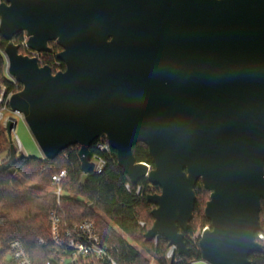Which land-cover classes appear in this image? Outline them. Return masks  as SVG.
I'll use <instances>...</instances> for the list:
<instances>
[{
	"label": "water",
	"instance_id": "95a60500",
	"mask_svg": "<svg viewBox=\"0 0 264 264\" xmlns=\"http://www.w3.org/2000/svg\"><path fill=\"white\" fill-rule=\"evenodd\" d=\"M61 46L54 72L20 52ZM6 71L22 85L23 113L43 158L79 146L81 185L92 145L106 138L133 185L146 179L155 219L145 240L164 238L189 256L185 234L199 181L210 222L199 239L207 264H251L264 201V0H2ZM0 174L19 160L12 130ZM147 146L153 165L137 161Z\"/></svg>",
	"mask_w": 264,
	"mask_h": 264
},
{
	"label": "trees",
	"instance_id": "16d2710c",
	"mask_svg": "<svg viewBox=\"0 0 264 264\" xmlns=\"http://www.w3.org/2000/svg\"><path fill=\"white\" fill-rule=\"evenodd\" d=\"M23 32L14 37L19 43ZM1 48L6 42L0 34ZM52 50L42 55L41 65H50L54 72L65 69V65L57 63V53L61 46L50 43ZM20 52L24 53L23 48ZM6 59L0 51V91L1 85L13 88V83L6 76ZM22 89V85L19 86ZM0 125V156L5 161L9 156L10 141ZM106 141V138H102ZM95 152V145L91 147ZM137 161L151 165L148 148L139 143L133 148ZM79 146H71L59 154L54 160L38 156H19L12 168L0 174V264H17L9 251L11 241L20 240L36 264L45 261L53 250L51 239V212L57 208L63 227H71L85 219L94 222L103 241L115 247V258L119 264H150L148 256L155 259L156 264H202L199 247L200 237L192 240L199 228L210 224L205 218L204 209L210 192L199 181L195 192L197 201L191 226L185 234V240L190 248L188 257L176 253V259L166 258L168 241L159 238L157 244L145 240L146 231L153 225L151 215L153 205L147 201L148 194L160 192L158 186L151 185L143 179L145 191L142 196L135 194L137 185H133L118 165L114 149L107 156V165L101 174L89 175L85 185H81L82 170L78 155ZM67 170L68 176L62 186L65 194L57 207V197L51 190L52 176ZM130 183L131 189L126 188ZM261 225L264 231V201L260 213ZM144 221L146 226L139 225ZM43 239L41 243L39 239ZM264 245V243H263ZM144 251V253L142 252ZM251 264H264V251L250 255Z\"/></svg>",
	"mask_w": 264,
	"mask_h": 264
},
{
	"label": "built area",
	"instance_id": "2783aa9c",
	"mask_svg": "<svg viewBox=\"0 0 264 264\" xmlns=\"http://www.w3.org/2000/svg\"><path fill=\"white\" fill-rule=\"evenodd\" d=\"M1 1L2 0H0V2ZM26 41L27 36L25 32H23V39L17 43L20 45V48H23V54H26L27 56L29 55L31 57H37L40 62V59L44 53L29 49L26 45ZM0 51L4 55V49H2L1 46ZM57 63L60 64L61 61L58 60ZM9 79L14 85L13 88L10 89L4 84L1 85L0 91V125L4 130H6L8 121L12 117L14 118L15 125L17 123V117L24 119L23 113L19 111H13L10 107V99L14 93L21 90L19 89L21 84L11 76ZM12 136L19 152L23 147L18 135L15 133V127L12 130ZM93 145H95V152L92 153L91 158V161L94 162V169L92 173L101 174L106 168L107 156L111 154L113 148L107 140L103 141L102 138L97 139ZM3 161V158L0 156V163ZM67 176L68 172L65 169L52 176L53 183H51L50 188L57 197V207L60 205L61 197L65 194L62 184ZM126 188L128 190L131 189L130 183L126 184ZM144 191V185L137 184L135 188V194L142 196ZM51 216V239L54 244V251L41 264H119L115 258V247L103 241L93 221L85 219L71 227H63L57 208L51 212ZM139 225L142 227L146 226L144 221H140ZM203 229L199 228V230L196 231L192 236V240L200 237ZM256 238L263 244L264 231H258L256 233ZM158 239V237L154 239L155 244H157ZM39 241L44 243L42 238L39 239ZM9 251L17 264H36L31 258L24 244L18 239L10 242ZM176 253V248L174 246H170L166 253V258L169 261L177 260Z\"/></svg>",
	"mask_w": 264,
	"mask_h": 264
},
{
	"label": "rangeland",
	"instance_id": "374dc122",
	"mask_svg": "<svg viewBox=\"0 0 264 264\" xmlns=\"http://www.w3.org/2000/svg\"><path fill=\"white\" fill-rule=\"evenodd\" d=\"M6 76L9 78L10 75L6 72ZM16 125H15V133L18 135L21 143H22V150L18 152V156L26 155V156H38L43 157L42 151L40 150L34 136L32 135L27 123L23 118H16ZM199 230V227L196 231ZM144 253V251H142ZM150 260V264H156V261L153 257L148 256ZM202 264H207L201 261Z\"/></svg>",
	"mask_w": 264,
	"mask_h": 264
}]
</instances>
